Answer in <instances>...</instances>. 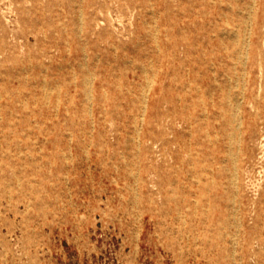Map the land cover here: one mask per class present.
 I'll return each mask as SVG.
<instances>
[{
    "label": "rangeland",
    "instance_id": "obj_1",
    "mask_svg": "<svg viewBox=\"0 0 264 264\" xmlns=\"http://www.w3.org/2000/svg\"><path fill=\"white\" fill-rule=\"evenodd\" d=\"M252 1L0 0V264H264V87L244 149L234 89L203 98L204 148L163 136L202 113L181 98L210 23Z\"/></svg>",
    "mask_w": 264,
    "mask_h": 264
},
{
    "label": "bare ground",
    "instance_id": "obj_2",
    "mask_svg": "<svg viewBox=\"0 0 264 264\" xmlns=\"http://www.w3.org/2000/svg\"><path fill=\"white\" fill-rule=\"evenodd\" d=\"M220 10L217 14L219 13L221 22L213 20L210 23V30L215 34V38H210L209 44H197V55L190 77V80L195 83V86H192L195 95L184 94L181 98L182 108L185 109L188 106L185 98L187 97L196 109L201 107L202 113L199 114L197 109L191 115L171 113L164 116L169 129L163 133V136H170L164 139L165 143L176 146L178 155L184 143L180 139L181 134L177 131V126L188 124L192 134L196 135L191 144L193 150L204 148L211 141L210 123L213 114L203 98L212 91L219 93L218 99L212 102L218 112L219 109L222 111L225 109L231 90H236L237 97L232 107L238 111L241 149L245 148V136L252 131L254 126H257L253 123L256 120L255 116L248 111L246 105L255 102L257 87H264V0H253L250 16L245 19L240 15L239 9L234 10V7ZM242 25L245 26L244 29ZM242 35L244 40H242ZM215 41L216 45L211 51L212 54L207 55L208 52L204 49H208ZM228 42L235 48H230ZM183 91L184 87H182ZM197 94H199L198 97ZM144 104L141 123L143 129H149L156 112L155 98L149 96ZM260 124L264 125V115ZM140 139L145 142L151 140L155 144L153 136L149 137L144 132L140 133Z\"/></svg>",
    "mask_w": 264,
    "mask_h": 264
}]
</instances>
